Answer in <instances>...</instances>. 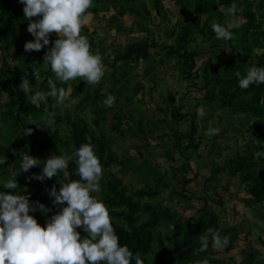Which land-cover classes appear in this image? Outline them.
<instances>
[{
	"label": "trees",
	"instance_id": "obj_1",
	"mask_svg": "<svg viewBox=\"0 0 264 264\" xmlns=\"http://www.w3.org/2000/svg\"><path fill=\"white\" fill-rule=\"evenodd\" d=\"M175 1L180 4L183 13H191L194 16L189 21L178 23V29L172 32L175 44L165 47L168 48L167 56L176 57L179 71L183 77L195 79L199 77L197 62L202 55L192 44L197 37L201 35L205 41H210V51H223V48H219L221 43L228 44L232 55L229 58L226 56L225 67L220 70V73L211 72L212 65L207 62L203 69L204 87L208 88L205 92V99L209 103L216 101L218 106L228 107L231 111H240L248 116L259 118L260 126L264 127V84H252L247 89H243L239 86V77L235 74L239 71L243 75L252 66H264V51L255 53L257 48L264 49V0H258L255 6H253L254 0L241 1L239 14H244V21L238 28L232 29L234 37L227 41L215 37L212 25L215 22H220L228 26L222 22L224 11L220 7L231 4L233 0ZM93 3V6L87 11L97 13L106 10L110 5L116 10L117 16L121 17L126 13V9L133 12L134 8L129 0H93ZM202 16H206V19L201 24ZM257 16L259 19L256 18ZM111 17L112 21L117 20L116 15ZM28 23L20 0H0V50H2L0 51V96L6 98L0 104V157H7L4 164H0V179L12 178L25 152L41 160V164L32 167L28 172H21L16 179L21 188L30 194V200L39 201L45 206L44 211L38 208L35 213H30L35 215L43 226L46 219L58 212L61 207L54 203V197L50 194L51 189L59 190L60 181L79 179L74 158L69 161L67 169L69 176L67 178L61 172L58 176L43 181L35 178L29 179V177H33V174L42 172L43 160L49 155H72L75 148L79 147L81 143L87 142V137H91L95 151L105 168L111 165H122L125 170L128 161L127 159L126 161L119 160L117 155L112 152L104 135H97L85 119H73L70 112L59 106L54 97H47L46 100L31 98L38 91H49V80L56 82L58 88L65 90L71 80L60 82L51 71L50 65L46 63L44 68L41 67L45 53L52 47L51 42L55 40L51 34L50 43L41 50L25 51V42L34 39L27 30ZM118 29L122 30V25L118 24ZM157 46L156 40L148 36L127 42L123 50L117 51L110 67L114 71L120 62L131 60L148 62L151 58V50ZM13 47H16V50L12 53ZM12 55L19 61L15 67L3 62L7 56ZM249 59L248 64H245ZM125 74L127 71L122 73L123 76ZM42 76H44L43 81L40 80ZM24 78L30 82V94H25L21 89ZM78 79L80 80V78ZM36 81L39 82L38 89L34 87ZM81 83L80 90L84 92V96L80 105L91 104L95 115L92 119L93 124L99 125L101 120L106 121V113L113 111L114 120L111 122L110 128L118 132L125 116L118 110L117 103L106 107L104 100L109 96L108 94L84 88L83 82ZM217 87L218 90L215 93ZM109 93L110 95L120 94L119 91L115 93L114 90H109ZM48 112L56 114L53 124L48 125L40 121L27 125L29 119L45 120ZM26 126L33 129L31 134H23V128ZM130 131L135 136L141 132L137 127ZM190 131L192 134L196 132L194 118L191 119ZM164 137L165 134L160 136L161 139ZM175 139L179 153H182L186 148L197 147L196 145L191 146L189 143L180 145L181 140L178 135L175 136ZM255 148L258 149L259 146ZM174 154L175 150H169L166 156L170 161H173ZM170 168H172V164L166 166V170ZM223 171H227L231 177L240 178L241 183L246 185V190L251 196V203H264V163L259 165L252 152L237 154L230 158L226 168L219 166L213 168L209 179L214 178L215 173ZM144 173L149 174V171ZM156 177L158 183L167 186L165 182H162L161 176ZM193 180L194 178L183 177L180 180L182 190L176 191L177 194L186 200L192 199L193 194L188 195L186 192ZM100 184L99 196L109 209L111 223L119 235L120 243L127 244L141 258L143 264H220L216 256L219 249L214 248L211 242L206 251H199V237L208 228L219 230L222 236L227 235L228 237L231 231L223 230L220 227L217 214L206 203L199 209L195 228L189 230L184 224L177 221L176 213L168 202L160 200L154 203L142 200L144 197H156L159 195L158 191L150 193L147 190H136L132 194H128L123 180L114 172H109ZM4 191L13 190L4 189ZM170 221H174L175 228L172 232L162 234L158 227L162 223ZM77 231L81 233V237L86 235L82 227H77ZM232 248L230 241L226 247L220 250L230 253ZM249 257V262L253 263L254 253H251ZM133 264H136L135 260H133Z\"/></svg>",
	"mask_w": 264,
	"mask_h": 264
},
{
	"label": "rangeland",
	"instance_id": "obj_2",
	"mask_svg": "<svg viewBox=\"0 0 264 264\" xmlns=\"http://www.w3.org/2000/svg\"><path fill=\"white\" fill-rule=\"evenodd\" d=\"M241 1L233 0L231 4L220 7L224 11L222 22L230 25L232 20H236L240 25L244 21V14H239ZM129 3L134 5L133 12L126 9L122 17L117 16L110 5L97 13L87 11V23L82 26L81 34L87 36L91 49L102 56L106 71L97 84H88L78 78L71 80L66 90L70 94L69 99L59 106L70 112L73 119H85L97 135L105 136L119 160L127 159L125 170L122 165L102 166L101 183L109 172H114L123 180L128 194L136 190L158 191L156 197H144L142 200L168 202L176 213L177 221L189 230L195 228L199 209L206 203L217 214L220 227L231 231L232 251L226 253L217 250L219 263L264 264V203H251L246 185L241 183L239 177L229 176L227 171L215 173L214 178L209 179L213 168H226L229 159L237 154L252 152L259 165L264 163V127L260 126L261 120L205 99L208 88L204 87L202 74L206 62L212 65L210 71L218 74L225 67L226 56L229 58L232 50L228 44L221 43L219 48H223V51H210V41L198 36L192 44L202 54L197 62L199 77L186 79L179 71L176 57L167 56L168 48L165 47L175 44L172 32L178 29V23L189 21L194 15L183 13L175 0H129ZM231 7L237 9L235 16L227 14ZM112 15H116L117 20L112 21ZM256 18L259 19L258 16ZM205 19L206 16L201 17V24ZM118 24L122 25V30L118 29ZM50 34L57 38L55 32ZM147 36L154 38L158 44L151 50L150 61L120 62L113 71L110 66L117 51L123 50L127 42ZM15 50L16 47H13L11 52ZM263 51L255 49L257 54ZM3 62L12 67L19 63L14 55L7 56ZM45 64L42 62L41 67L44 68ZM125 71L127 74L123 76ZM40 80L43 81L44 76ZM81 82L84 88L98 93L110 95L109 90L115 93L119 91V95L113 96L125 118L118 132L110 128L114 120L113 111L106 113V121L93 124L95 115L91 104L80 105L84 96L80 90ZM34 87L38 89L39 82L36 81ZM217 90L218 87L215 93ZM4 100L6 98L0 96V104ZM201 108L204 109L203 115L199 111ZM193 118L196 127L194 134L190 131ZM136 127L141 131L138 136L130 131ZM163 134L165 137L161 139ZM177 135L181 140L180 145L189 143L197 147L186 148L179 153L175 139ZM256 146L259 148L256 149ZM169 150H175L173 161L166 156ZM168 164H172V168L166 170ZM147 170L149 174L144 173ZM159 175L167 186L157 182L156 176ZM183 177L194 178L186 192L193 194L190 200L176 192L182 190L180 180ZM242 208L250 210L251 219ZM174 224V221L164 222L158 230L165 235L173 231ZM251 253L255 255L253 263L249 262Z\"/></svg>",
	"mask_w": 264,
	"mask_h": 264
},
{
	"label": "clouds",
	"instance_id": "obj_3",
	"mask_svg": "<svg viewBox=\"0 0 264 264\" xmlns=\"http://www.w3.org/2000/svg\"><path fill=\"white\" fill-rule=\"evenodd\" d=\"M21 3L29 21L27 30L34 37L25 42V51L41 50L50 43V33L55 32L57 38L45 53L44 62L50 65L57 80L68 82L80 78L88 84L99 83L106 66L102 56L91 49L87 36L81 34L93 0H21ZM236 12L237 9L231 7L227 14L235 16ZM239 26L236 20H232L228 26L215 22L212 29L217 39L227 41L234 37L232 29ZM235 74L243 89L252 84H264V66H252L243 75L239 71ZM21 89L30 94L31 85L27 78L22 80ZM49 89L47 92L38 91L31 98L46 100L54 97L58 104L68 101L69 92L58 88L56 82L49 80ZM115 99L109 95L104 104L111 107ZM199 111L204 114L203 108ZM55 115L48 112L45 120L29 119L27 125L40 121L51 125ZM32 132L31 127L23 128V134ZM86 140L75 148L72 155L52 154L47 157L43 160L42 172L29 177L43 181L63 172L67 178L69 161L75 159L79 179L60 181L59 190L51 189L54 203L61 207L46 219L43 226L30 213H35L38 208L44 211L45 206L30 200V194L16 179L21 172H28L41 164V160L25 152L12 178L0 179V264H133V260L136 264H143L127 244L120 243L109 209L99 196L103 167L91 137ZM6 159V156L0 157V164ZM241 210L252 218L249 209ZM77 227H82L86 235L81 237ZM199 239V251H206L210 242L217 249L230 243L227 235L222 236L213 228H208Z\"/></svg>",
	"mask_w": 264,
	"mask_h": 264
},
{
	"label": "crops",
	"instance_id": "obj_4",
	"mask_svg": "<svg viewBox=\"0 0 264 264\" xmlns=\"http://www.w3.org/2000/svg\"><path fill=\"white\" fill-rule=\"evenodd\" d=\"M257 1H258V0H254V1H253V2L255 3L253 6H255V5H256Z\"/></svg>",
	"mask_w": 264,
	"mask_h": 264
}]
</instances>
